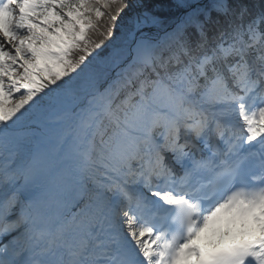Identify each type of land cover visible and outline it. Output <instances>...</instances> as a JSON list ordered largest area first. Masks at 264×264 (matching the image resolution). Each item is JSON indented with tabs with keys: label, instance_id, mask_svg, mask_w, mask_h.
<instances>
[{
	"label": "snow or ice",
	"instance_id": "snow-or-ice-1",
	"mask_svg": "<svg viewBox=\"0 0 264 264\" xmlns=\"http://www.w3.org/2000/svg\"><path fill=\"white\" fill-rule=\"evenodd\" d=\"M171 7L0 0V264H264V5Z\"/></svg>",
	"mask_w": 264,
	"mask_h": 264
},
{
	"label": "trees",
	"instance_id": "trees-1",
	"mask_svg": "<svg viewBox=\"0 0 264 264\" xmlns=\"http://www.w3.org/2000/svg\"><path fill=\"white\" fill-rule=\"evenodd\" d=\"M127 14H129L128 10H126V12L124 14H122V16H125Z\"/></svg>",
	"mask_w": 264,
	"mask_h": 264
}]
</instances>
